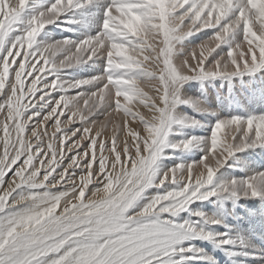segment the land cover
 <instances>
[{
	"label": "snow or ice",
	"instance_id": "snow-or-ice-1",
	"mask_svg": "<svg viewBox=\"0 0 264 264\" xmlns=\"http://www.w3.org/2000/svg\"><path fill=\"white\" fill-rule=\"evenodd\" d=\"M62 18L96 30L42 40ZM89 62L96 75L63 78ZM260 71L264 0H0V264H217L192 241L235 240L192 206L264 201V171L219 175L264 150V112L219 116L183 89ZM181 104L218 117L210 135L172 141L203 126ZM168 149L203 155L164 168Z\"/></svg>",
	"mask_w": 264,
	"mask_h": 264
},
{
	"label": "rangeland",
	"instance_id": "rangeland-1",
	"mask_svg": "<svg viewBox=\"0 0 264 264\" xmlns=\"http://www.w3.org/2000/svg\"><path fill=\"white\" fill-rule=\"evenodd\" d=\"M40 2L47 6L53 0H40ZM87 11L93 12V9ZM69 15L71 16L72 14L70 13ZM76 16L79 17L80 13H77ZM65 19L62 18L55 24L49 25L41 34V39L47 42L64 37L78 40L90 34V32L94 33L96 30L95 25L85 28L81 24H67L64 22ZM66 28L73 29V31H65ZM212 33L213 30L209 29L189 37L184 42L185 49L191 50L196 45L207 40ZM226 50L227 45H224L221 49H217V53L222 54ZM96 63L89 62L72 69H67L63 73V78L67 80H80L96 75L101 70L100 62ZM87 66L86 70L90 72L85 71L82 75H76L82 68L84 69ZM88 90H91V88ZM183 92L186 98L200 100L203 104L218 113L219 116L247 115L253 112H264V71L257 72L254 75L237 76L231 79L219 78L205 81H190L184 86ZM178 111L203 121V126L182 129V135L171 138L173 142L187 138L188 136L210 135L211 126L218 118L215 115L201 113L196 107L187 104H181ZM201 131H205V133L202 134ZM167 153L171 156V159L162 161L164 168L181 161L199 159L203 155L198 149L187 152L168 149ZM231 165L236 166L232 167ZM255 171H264V150L257 149L254 152L250 150L246 153H238L237 157L230 161L229 165L222 169L219 175L221 178H230L234 176H246ZM157 191H162V189L150 190L152 194H155ZM192 207L193 210L204 211L223 221L220 225L201 222V227L213 232L228 231L229 235L235 240L233 245L224 247H218L214 242L205 240L192 241L198 247L205 248L211 252L216 257L217 264H264V201L225 197L197 202ZM178 219L194 220L196 218L192 217L191 213L186 212L181 213ZM245 238H248L256 245L249 248L245 242ZM256 247L263 251V253L259 252L260 254L258 255V252H255Z\"/></svg>",
	"mask_w": 264,
	"mask_h": 264
},
{
	"label": "bare ground",
	"instance_id": "bare-ground-1",
	"mask_svg": "<svg viewBox=\"0 0 264 264\" xmlns=\"http://www.w3.org/2000/svg\"><path fill=\"white\" fill-rule=\"evenodd\" d=\"M90 12V11H89ZM93 12H97L96 13V15H97V17H98V15L100 14L99 13V11L97 10V9H93ZM94 26V25H93ZM96 64H98V62L96 63ZM95 65V64H94ZM88 68V66L86 67V68H82L81 69V71L80 72H78L76 75L78 76V75H82V74H84V72L86 71V72H90V71H87L86 69ZM84 70V71H83ZM202 132V134H204L205 133V131H201ZM245 242H246V244H247V246L249 247V248H251L254 244L248 239V238H245ZM256 245V244H255ZM254 245V246H255ZM257 246H258V244H257ZM240 248V247H239ZM242 251H243V253H244V250L242 249ZM255 252H258V255L262 252L263 253V251H261L258 247H256L255 248ZM260 252V253H259ZM242 253V254H243ZM261 253V254H262ZM248 254V253H247ZM263 258H264V256H263ZM258 261V260H257ZM257 263V262H256Z\"/></svg>",
	"mask_w": 264,
	"mask_h": 264
}]
</instances>
